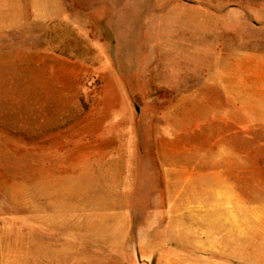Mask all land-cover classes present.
I'll list each match as a JSON object with an SVG mask.
<instances>
[{"label": "rangeland", "instance_id": "374dc122", "mask_svg": "<svg viewBox=\"0 0 264 264\" xmlns=\"http://www.w3.org/2000/svg\"><path fill=\"white\" fill-rule=\"evenodd\" d=\"M58 5L0 32V264H264V0Z\"/></svg>", "mask_w": 264, "mask_h": 264}, {"label": "crops", "instance_id": "0c3cea01", "mask_svg": "<svg viewBox=\"0 0 264 264\" xmlns=\"http://www.w3.org/2000/svg\"><path fill=\"white\" fill-rule=\"evenodd\" d=\"M59 2L60 0H0V32L5 34L8 30L15 28L10 24L21 21L25 14L29 15L33 23H46L47 25L54 23L56 15L61 13L58 10ZM95 2L97 7H102V12L106 17L105 21L113 24V50L119 51L124 44H127L123 40L129 38L127 32L126 35L123 33L124 24L142 21L143 13H135V0H95ZM228 204L232 205L233 210L237 209L238 213L245 209L240 206L241 203L237 205L228 202ZM239 235H241L240 232Z\"/></svg>", "mask_w": 264, "mask_h": 264}]
</instances>
